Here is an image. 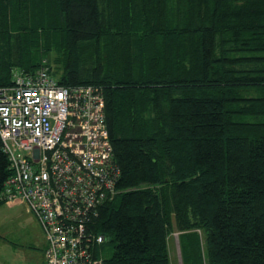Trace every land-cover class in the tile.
I'll return each instance as SVG.
<instances>
[{
    "label": "trees",
    "instance_id": "1",
    "mask_svg": "<svg viewBox=\"0 0 264 264\" xmlns=\"http://www.w3.org/2000/svg\"><path fill=\"white\" fill-rule=\"evenodd\" d=\"M44 64L104 97L103 264H264V0H0V88Z\"/></svg>",
    "mask_w": 264,
    "mask_h": 264
},
{
    "label": "built area",
    "instance_id": "2",
    "mask_svg": "<svg viewBox=\"0 0 264 264\" xmlns=\"http://www.w3.org/2000/svg\"><path fill=\"white\" fill-rule=\"evenodd\" d=\"M0 88V139L10 176L1 202L19 201L40 226L43 264H103L104 243L88 235L85 220L112 200L119 171L96 86L69 87L45 66L13 71Z\"/></svg>",
    "mask_w": 264,
    "mask_h": 264
},
{
    "label": "rangeland",
    "instance_id": "3",
    "mask_svg": "<svg viewBox=\"0 0 264 264\" xmlns=\"http://www.w3.org/2000/svg\"><path fill=\"white\" fill-rule=\"evenodd\" d=\"M59 78L60 73H54ZM4 202L0 205V264H39L41 252L37 245L36 253H31L29 247L33 246L32 241L45 242L44 234L37 225L35 217L26 211L23 204L8 206ZM169 252L171 264H182L178 232H173L169 237ZM110 252L105 251L104 256L108 257Z\"/></svg>",
    "mask_w": 264,
    "mask_h": 264
},
{
    "label": "crops",
    "instance_id": "4",
    "mask_svg": "<svg viewBox=\"0 0 264 264\" xmlns=\"http://www.w3.org/2000/svg\"><path fill=\"white\" fill-rule=\"evenodd\" d=\"M9 203L8 206H18V205H23V203L19 202V201H15V202H7ZM26 208V207H25ZM27 211V210H26ZM29 213V212H28ZM37 225H38V222L36 221ZM39 226V225H38ZM40 228V227H39ZM32 241V244L33 246L29 247L30 251H33L31 253H36L37 252V248H39L37 245H40L41 247L39 248L40 252H41V257H40V261H39V264H43V254H44V250L46 248V243L42 241V243H38L36 239H33L31 240ZM169 243V242H168ZM34 244H37L36 246Z\"/></svg>",
    "mask_w": 264,
    "mask_h": 264
}]
</instances>
